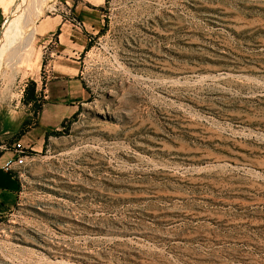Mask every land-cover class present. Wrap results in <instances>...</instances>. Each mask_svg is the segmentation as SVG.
<instances>
[{
    "label": "rangeland",
    "instance_id": "obj_1",
    "mask_svg": "<svg viewBox=\"0 0 264 264\" xmlns=\"http://www.w3.org/2000/svg\"><path fill=\"white\" fill-rule=\"evenodd\" d=\"M11 11L21 134L73 30L88 95L24 141L0 264H264V0H9L0 35Z\"/></svg>",
    "mask_w": 264,
    "mask_h": 264
},
{
    "label": "crops",
    "instance_id": "obj_2",
    "mask_svg": "<svg viewBox=\"0 0 264 264\" xmlns=\"http://www.w3.org/2000/svg\"><path fill=\"white\" fill-rule=\"evenodd\" d=\"M6 17L5 8L0 4V28ZM73 32V38L59 39L57 49L52 55V74L45 84L47 100L41 106L39 123L35 127L21 134L25 121L30 119L31 109L26 107L25 103L20 106L22 100L12 106L6 96L0 98V214H6L15 208L21 190L19 177L3 168L4 163L12 157L9 150L11 143L17 140L24 143L32 138L42 137L49 130L56 128L57 124L76 114L88 95L80 76L81 61L78 56L87 43L81 33L75 30ZM32 80L36 82L37 87L43 83L40 78ZM28 106H31V102ZM18 134H21L20 138L12 140Z\"/></svg>",
    "mask_w": 264,
    "mask_h": 264
},
{
    "label": "built area",
    "instance_id": "obj_3",
    "mask_svg": "<svg viewBox=\"0 0 264 264\" xmlns=\"http://www.w3.org/2000/svg\"><path fill=\"white\" fill-rule=\"evenodd\" d=\"M9 150L13 153L12 157L9 158L3 165V168L7 171L14 172L18 177L24 173V169L27 165L25 156V145L17 140L11 143Z\"/></svg>",
    "mask_w": 264,
    "mask_h": 264
},
{
    "label": "bare ground",
    "instance_id": "obj_4",
    "mask_svg": "<svg viewBox=\"0 0 264 264\" xmlns=\"http://www.w3.org/2000/svg\"><path fill=\"white\" fill-rule=\"evenodd\" d=\"M8 1L9 0H0V4L7 9L8 8ZM22 3V2H21ZM12 9V8H11ZM16 10V9H15ZM14 10V12H15ZM12 12V16L11 18H9L10 20L8 21V24H6V27L4 28V30H2V34L0 35V58L4 55L5 53V38L6 39H10L14 34H16L17 32V28L19 27L18 25V21H17V17H13L14 16V12ZM19 19V18H18ZM28 23V22H27ZM21 30V29H20ZM19 31V30H18ZM18 33V32H17ZM24 37V36H23ZM14 39V37H13ZM20 39V38H19ZM19 39L17 41H19ZM24 39V38H23ZM12 40V39H11ZM10 40V41H11ZM9 41V42H10ZM13 41V40H12ZM15 42V41H14ZM13 42H11L10 44H12ZM17 43V42H16ZM26 43V42H25ZM8 47V46H7ZM12 47V46H11ZM10 49V48H9Z\"/></svg>",
    "mask_w": 264,
    "mask_h": 264
},
{
    "label": "trees",
    "instance_id": "obj_5",
    "mask_svg": "<svg viewBox=\"0 0 264 264\" xmlns=\"http://www.w3.org/2000/svg\"><path fill=\"white\" fill-rule=\"evenodd\" d=\"M34 84L36 86V82H34ZM31 101L36 102V95L35 94H33ZM39 108H41V105Z\"/></svg>",
    "mask_w": 264,
    "mask_h": 264
}]
</instances>
